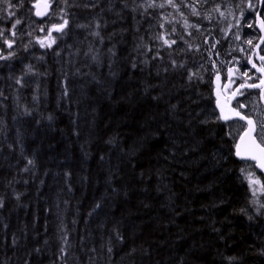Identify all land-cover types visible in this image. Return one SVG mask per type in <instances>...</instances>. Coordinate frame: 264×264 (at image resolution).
Masks as SVG:
<instances>
[{"label": "trees", "instance_id": "1", "mask_svg": "<svg viewBox=\"0 0 264 264\" xmlns=\"http://www.w3.org/2000/svg\"><path fill=\"white\" fill-rule=\"evenodd\" d=\"M197 1L70 0L51 47L0 64V264H264L208 53L255 11L206 0L204 22Z\"/></svg>", "mask_w": 264, "mask_h": 264}, {"label": "rangeland", "instance_id": "2", "mask_svg": "<svg viewBox=\"0 0 264 264\" xmlns=\"http://www.w3.org/2000/svg\"><path fill=\"white\" fill-rule=\"evenodd\" d=\"M49 2L52 5V14L49 18L45 19H39L34 10V6L31 9L30 12L27 13L26 10H23L24 12L22 13L21 17L17 16V9H22L18 2H15L14 5H16V9L14 7L9 8L7 4L5 3H0V31H2L3 35H0V50L4 52L3 57H8L10 59L13 54L20 49H26L30 45H34L37 42H40L43 40L42 38L44 37L45 43H53L52 41L54 40L53 38V33L58 32L53 29V25H60L62 24L61 21L62 18L64 19V14L66 15V10H61L63 6L62 4H66L70 0H44ZM167 1V4L169 7L174 8L172 4H170ZM247 3V6L249 4V0H245ZM251 4L254 6L250 9L255 11V14L257 11L255 8H258V0H250ZM173 4H178L177 0H172ZM166 4V3H165ZM232 5V4H231ZM192 8L198 13L199 18L202 19V21L207 22L213 15V9L210 7L209 4L206 3V0H198L196 3H194ZM190 6V7H191ZM246 7L245 4H238L237 8L242 12L241 21L244 20V17L246 16V12L242 11V7ZM203 8L201 11L200 8ZM249 7V6H248ZM247 12H251L250 10H247ZM14 13V15L12 14ZM213 14V15H212ZM245 14V15H244ZM5 15H10L14 17L15 20L19 19L21 21L20 24L16 25V28L13 29L12 25L15 23V20L11 23L8 24L9 20H3L1 19ZM238 16V13H236ZM54 17H58L60 20H54ZM43 29V30H42ZM257 30V28H256ZM12 32H15V35H12ZM225 36V33H224ZM212 37L211 34L207 33V38L210 39ZM239 37H243L241 43H237L236 39ZM227 38L229 41L228 44V50L225 51L227 59L222 60L219 58V56H216L213 51H217V48L215 45L214 47L210 46V49L212 50L209 53V66L212 69L211 72V78L216 76L219 73H222L224 77H229V76H237L236 77V83L239 85L243 80L242 74L245 75L247 71H249L247 65H248V59L249 56L251 55L252 51L254 50L253 47L256 45L253 44V41L257 38L253 36V34L246 35L243 31L241 35L236 34V32H232L230 35H227ZM259 39V37H258ZM5 40H7L9 43L12 44V47H8V44L5 43ZM251 40V44L247 43V41ZM237 44L239 46H237ZM240 44L242 46H240ZM26 47V48H25ZM237 48V50H235ZM224 57V56H222ZM8 59H2L0 64L5 62ZM244 96L242 102L250 107V112L253 113V115L256 117L258 120L259 126L261 124H264V108L261 105V101L259 98V95L257 93H253L249 96L242 94ZM245 130V125L241 122H236L233 123L229 127V134L235 138V141L237 137ZM260 132H261V127H260ZM259 132V133H260ZM243 174L244 177L247 179L248 183V174L251 173L253 174V179H258L259 183L258 184H250L252 191L254 195L256 196V199L258 200L259 198H262L264 195V182L262 180L261 175L258 173V171L255 168V165L252 163H245L243 166ZM261 203H258V205Z\"/></svg>", "mask_w": 264, "mask_h": 264}, {"label": "water", "instance_id": "3", "mask_svg": "<svg viewBox=\"0 0 264 264\" xmlns=\"http://www.w3.org/2000/svg\"><path fill=\"white\" fill-rule=\"evenodd\" d=\"M34 8H35V14L37 12L42 13V15H36L37 17L44 19L47 18L50 13H51V5L46 2V1H38ZM262 7L263 4L260 3V8L258 11V24H257V28L261 31L262 33V38L261 41L258 44L257 50L259 51V49L261 48V46L264 44V24H262V18L260 16L261 11H262ZM257 51V52H258ZM3 52L0 50V57H2ZM1 60V58H0ZM263 80H264V75H263ZM257 85H260V87H248V85H244V87L238 86L236 88V90L229 95L228 97H226L224 95L223 89H224V85H223V81H222V76L221 74H217L214 78V98H215V106H216V110L219 114L220 120L221 122H223L224 124H228L234 121H241L243 123L246 124V128L243 131V133L236 139V145L239 144L240 147V151L242 153V155L246 156L248 153L246 151V149H248L251 145V140L252 139H256L257 143L260 142L259 138H258V132H259V128H258V123L256 121V119L254 117H248L245 113H242L240 110L235 109L233 107V102L235 101L237 95L245 90H257V89H261V98L264 101V84L258 83ZM230 99L227 102V99ZM264 103V102H263ZM242 110H246V107L243 105ZM239 113L240 115H236V113ZM240 116H244L246 117V119H241ZM224 117H228V119H225ZM252 120L255 126V131L250 133V135H245V133L248 131L249 129V124H248V120ZM241 137H243V140H241ZM264 146V145H262ZM236 151L237 148L235 146V156L236 158L241 161V162H251L255 165L256 169L259 171L260 174H262V176L264 177V170H262L260 167L257 166V161L252 160V159H246V158H242L241 156H237L236 155Z\"/></svg>", "mask_w": 264, "mask_h": 264}, {"label": "snow or ice", "instance_id": "4", "mask_svg": "<svg viewBox=\"0 0 264 264\" xmlns=\"http://www.w3.org/2000/svg\"><path fill=\"white\" fill-rule=\"evenodd\" d=\"M65 2H67V0H65ZM169 3L172 2V0H168ZM0 3H5L7 4V6L9 8L11 7H14L16 5H13L12 3V0H0ZM24 3V0H18V4L20 6H22ZM260 3L264 4V0H260ZM34 7L36 5H33ZM249 8H252L254 7L250 0H249V4H248ZM161 7H163V5H161ZM14 15V13H12ZM36 15H42V13L40 12H37ZM21 21L19 19L15 20V23H13L12 25V28L15 29L16 28V25L20 24ZM68 24V21L67 20H64V22L60 25H53V29L55 31H63V29L67 26ZM262 24H264V21H262ZM249 27H251V25H249ZM43 30V29H42ZM0 35H3L2 31H0ZM12 35H15V32H12ZM53 43L55 42L54 40L52 41ZM167 42V41H166ZM5 43L8 44V47H12V44L9 43L7 40H5ZM173 43H175V41H173ZM247 43L251 44V40L247 41ZM40 44H41V47H51V43L45 45V43L43 41H40ZM0 58H3V59H8V57H0ZM262 60H264V57H261ZM255 67V65H253ZM31 66H28V71L31 72ZM258 70H262V69H258ZM245 75H247V73H245ZM17 83H20V81L18 80ZM261 84H264V80L261 81ZM241 87H244V85H241ZM248 87H260V85H257V84H252V85H248ZM238 107H243V105H238ZM236 115H240L238 112L236 113ZM225 119H228V117H224ZM241 119H246V117L244 116H240ZM248 124H249V129L248 131L245 133V135H250V133L254 132L255 131V126H254V123L252 120H248ZM261 127V132L259 133V136H260V142L257 143L256 139H252L251 140V145L248 149H246L247 151V155L244 156L242 155L241 151H240V145L237 144L236 145V148H237V151H236V155L237 156H241L242 158H246V159H252V160H255L257 161V166L260 167L262 170H264V124H261L260 125ZM241 140H243V137H241ZM33 161L29 160L28 161V164H32ZM27 170V169H25ZM241 171L243 172L244 169H241ZM248 180H249V183L250 184H258L259 183V180L258 179H253V174L249 173L248 174ZM3 204H2V201H0V207H2ZM97 207H99V205H97ZM109 251H111V249H109Z\"/></svg>", "mask_w": 264, "mask_h": 264}, {"label": "flooded vegetation", "instance_id": "5", "mask_svg": "<svg viewBox=\"0 0 264 264\" xmlns=\"http://www.w3.org/2000/svg\"><path fill=\"white\" fill-rule=\"evenodd\" d=\"M261 57H264V47H263V49H261L259 54L250 55V57L248 59V65H247L249 71H247V75H243V74L241 75V76H243V80L256 81V83L261 81V79H262L261 76L264 74V60H262ZM253 65H255V67ZM258 69H262V70H258ZM236 77L237 76H230V80L228 81V77L223 76V80H224L223 92H224V95L226 97H228L234 91V89L238 86L237 85L238 82L237 83L235 82ZM254 93H257L260 96V91H256ZM251 94H253V93H251ZM251 94H249V95H251ZM249 95H247V96H249ZM243 98L244 97H242L240 95H238L236 97V99L233 103L234 108H236V109L242 108V107H238V105L244 104L242 102ZM229 100L230 99L228 98L227 102ZM246 111H247L248 115H253V113L250 112L249 106H247ZM234 123H236V122H234Z\"/></svg>", "mask_w": 264, "mask_h": 264}, {"label": "bare ground", "instance_id": "6", "mask_svg": "<svg viewBox=\"0 0 264 264\" xmlns=\"http://www.w3.org/2000/svg\"><path fill=\"white\" fill-rule=\"evenodd\" d=\"M229 125V124H228ZM230 126V125H229ZM244 163V162H243ZM248 163V162H247Z\"/></svg>", "mask_w": 264, "mask_h": 264}]
</instances>
